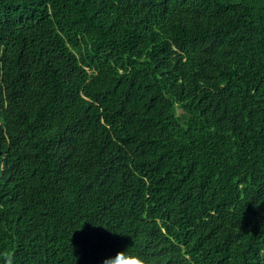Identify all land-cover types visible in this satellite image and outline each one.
Listing matches in <instances>:
<instances>
[{"label": "trees", "instance_id": "obj_1", "mask_svg": "<svg viewBox=\"0 0 264 264\" xmlns=\"http://www.w3.org/2000/svg\"><path fill=\"white\" fill-rule=\"evenodd\" d=\"M264 264V0H0V264Z\"/></svg>", "mask_w": 264, "mask_h": 264}, {"label": "clouds", "instance_id": "obj_2", "mask_svg": "<svg viewBox=\"0 0 264 264\" xmlns=\"http://www.w3.org/2000/svg\"><path fill=\"white\" fill-rule=\"evenodd\" d=\"M9 264H11L10 261ZM100 264H149V261L126 248H121L102 257Z\"/></svg>", "mask_w": 264, "mask_h": 264}]
</instances>
